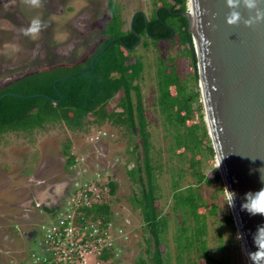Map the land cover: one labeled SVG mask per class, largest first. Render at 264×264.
<instances>
[{
    "label": "rangeland",
    "instance_id": "rangeland-1",
    "mask_svg": "<svg viewBox=\"0 0 264 264\" xmlns=\"http://www.w3.org/2000/svg\"><path fill=\"white\" fill-rule=\"evenodd\" d=\"M114 1L123 13L125 28H129L135 11L143 10L150 16L154 10V0ZM108 5V0H43L42 7H32L24 0H0V87L27 74L81 63L93 53L99 42L106 39L103 30L111 17ZM188 5L190 7L189 0ZM36 17L43 23L39 35L26 36L24 30ZM174 40H162L157 48L150 42L146 47L142 41L135 51V56H141L145 64L140 85L148 130L153 135L152 154L160 167L156 170L162 195L158 205L170 219L167 234L172 251L170 264H177L174 247L179 222V212L174 210L173 184L179 182L182 188L198 184L191 160H199V173L210 179L218 168L216 157H210L203 151L196 153L195 157L188 152L186 158L181 155L184 148L169 152V146L174 142L171 134L174 130L165 123L156 100L157 59L175 58L182 79H190L194 72L191 61L179 52L185 51L182 43L176 37ZM189 86L195 87L193 80ZM120 96L110 103L111 109ZM193 108L195 111L190 124L198 123L202 115L206 119L202 97L193 104ZM37 116L33 114L29 121L17 122L14 128L0 123V264H22L29 251L36 249L30 234L41 224L47 227L51 215L43 205L33 207L27 200L31 195V199H35V190H43L50 184L65 180L70 181V188L72 184L89 181H94L98 187L107 185L109 180L115 181L118 185L115 196L112 197L108 191L103 195V202L110 199L112 213L116 214L120 250L117 261L134 264L140 255L146 258L149 234L143 228L140 209L131 203L138 186L129 176L135 160L140 158L143 164L141 139L137 137L138 146L134 141L129 142L127 131L112 123L89 132H76L63 125L45 130H26ZM68 141L72 142V155L76 156L73 167L67 165L68 158L63 154ZM180 172H184L182 178L179 177ZM201 185L205 202L218 206L217 215H211L206 208L200 210L206 214L210 254L224 264H249L235 223L229 225L225 221L231 207L227 204L223 180L212 184L202 182ZM70 188L66 194L71 192ZM60 204L62 209L64 203ZM200 263L206 264L204 260Z\"/></svg>",
    "mask_w": 264,
    "mask_h": 264
},
{
    "label": "trees",
    "instance_id": "trees-1",
    "mask_svg": "<svg viewBox=\"0 0 264 264\" xmlns=\"http://www.w3.org/2000/svg\"><path fill=\"white\" fill-rule=\"evenodd\" d=\"M108 4L111 17L103 30L106 39L81 63L27 74L0 87V98L4 96L0 101V123L14 128L17 122L29 121L33 114H38L26 130H45L63 125L76 132H89L93 128L99 130L106 123H112L125 129L130 138L129 142L134 141L137 146L139 137L144 158L143 164L140 158L135 160L129 171L131 180L138 186L131 197V203L140 209L143 228L149 235L147 257L140 255L134 264H170L172 251L167 240L170 219L158 205L162 195L156 170L160 167L154 162L152 154L153 135L148 130L149 122L140 85L145 64L141 56H135L134 46L138 42V34L145 39L143 45L146 47H149L150 42L157 48L161 38H171L174 34L182 43L185 51L179 52L191 61L194 70L190 79H182L175 58L157 59L156 100L165 123L174 130L171 133L174 142L170 144L169 152L184 148L185 151L181 154L184 158L188 152L195 157L200 151L214 157L215 151L204 115L198 123H189L195 111L193 104L202 95L197 62L194 61L191 51L189 23L183 16L188 10V0H154V10L148 23L145 21V13H138L133 28L127 30L124 29L125 21L120 6L114 0H108ZM160 6L163 7L159 8ZM152 36L156 38L153 39ZM65 78L67 79L62 80ZM192 80L195 86L193 89L189 86ZM119 94L121 96L118 102L111 109L110 103ZM71 149L72 142L68 141L64 145L63 154L68 158L67 165L73 167L76 156L72 155ZM190 162L193 175L199 180L198 184H191L186 188H182L179 182L173 184L174 210L179 212L175 258L177 264H201L200 261L203 260L206 264H224L209 252L206 214L200 212L202 208H206L211 215H217L218 206L208 205L200 189L202 182L217 183L222 177L216 168L213 179H210L199 173V160ZM183 176L184 172H180L179 177ZM107 186L110 195L115 196L117 183L109 180ZM45 209L53 216L58 207ZM89 213H96L105 222H115L116 214L112 213L110 199L97 205ZM225 221L229 225L234 224L232 213L225 217ZM31 252L32 249L22 264L27 263Z\"/></svg>",
    "mask_w": 264,
    "mask_h": 264
},
{
    "label": "water",
    "instance_id": "water-1",
    "mask_svg": "<svg viewBox=\"0 0 264 264\" xmlns=\"http://www.w3.org/2000/svg\"><path fill=\"white\" fill-rule=\"evenodd\" d=\"M189 4L183 16L189 23L205 121L224 189L236 194L231 213L253 264L250 254L258 251L254 237L264 227V216L251 215L241 205L246 193L264 188V20L245 26L244 21L255 18V10H247L242 2L235 9L227 8L226 0ZM258 7L264 12V0H258ZM230 11L241 14L238 25L226 24ZM137 37L135 48L141 43Z\"/></svg>",
    "mask_w": 264,
    "mask_h": 264
},
{
    "label": "built area",
    "instance_id": "built-area-1",
    "mask_svg": "<svg viewBox=\"0 0 264 264\" xmlns=\"http://www.w3.org/2000/svg\"><path fill=\"white\" fill-rule=\"evenodd\" d=\"M72 185L49 225L36 228L31 238L36 249L26 264H120L116 223L89 213L103 202L109 187L94 181Z\"/></svg>",
    "mask_w": 264,
    "mask_h": 264
},
{
    "label": "clouds",
    "instance_id": "clouds-1",
    "mask_svg": "<svg viewBox=\"0 0 264 264\" xmlns=\"http://www.w3.org/2000/svg\"><path fill=\"white\" fill-rule=\"evenodd\" d=\"M247 10H255V18L244 21L245 26H251L255 22L264 20V12H261L258 7V0H226V6L229 9H235L240 4ZM24 3L32 7H42L43 0H24ZM242 20L241 14L237 11H230L226 16V24L228 26L238 25ZM43 27L42 21L36 17L31 21L30 26L24 30L26 36L37 37ZM220 165V162H219ZM225 195L227 196V204L232 206L234 204L236 194L225 189ZM245 203L241 205L243 210H246L251 215L264 216V188L259 191L245 194ZM254 242L258 251L250 254V259L253 264H264V227L258 229Z\"/></svg>",
    "mask_w": 264,
    "mask_h": 264
},
{
    "label": "flooded vegetation",
    "instance_id": "flooded-vegetation-1",
    "mask_svg": "<svg viewBox=\"0 0 264 264\" xmlns=\"http://www.w3.org/2000/svg\"><path fill=\"white\" fill-rule=\"evenodd\" d=\"M161 7H163V6H160L159 8H161ZM188 7H189V5H188ZM137 12H139V13H145V16H147L148 17V21H149V19L151 18V16H152V14L149 16V15H147L146 14V12H144L143 10H137V11H135L134 13H133V15L135 14V13H137ZM133 15H132V17H133ZM132 17H131V20H132ZM136 17V16H135ZM131 20H130V24H129V28H132L131 27ZM135 20V19H134ZM146 21V20H145ZM146 23H148V22H146ZM124 29L125 30H127L128 28H125V25H124ZM148 30V29H147ZM139 35V34H138ZM141 36V35H140ZM175 36L176 35H174L173 37H171V38H161L162 40H173L174 38H175ZM152 38L153 39H155L156 37H153L152 36ZM143 37L141 36V42L143 41ZM105 40V39H104ZM104 40L103 41H101V42H99L98 43V45L96 46V48H95V50L94 51H96L98 48H99V46L104 42ZM161 40V41H162ZM93 51V52H94ZM70 185H71V183H70V181H68V180H65V181H61V182H57V183H53V184H50V185H48L45 189H43V190H35V192H34V198L35 199H31V196L29 197V199L27 200V203H30V204H32V206L34 207V206H37V207H42V205H43V207L44 208H48V207H50V208H53V207H56V206H58L60 203H62L63 202V200L65 199V197H66V192H67V190L70 188ZM40 204V205H39ZM33 235L34 234H30V237L32 238L33 237Z\"/></svg>",
    "mask_w": 264,
    "mask_h": 264
}]
</instances>
